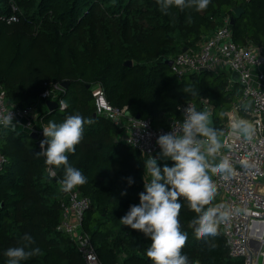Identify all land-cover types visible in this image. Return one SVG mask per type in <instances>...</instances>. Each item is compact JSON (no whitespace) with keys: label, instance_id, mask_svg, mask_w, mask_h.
Masks as SVG:
<instances>
[{"label":"trees","instance_id":"16d2710c","mask_svg":"<svg viewBox=\"0 0 264 264\" xmlns=\"http://www.w3.org/2000/svg\"><path fill=\"white\" fill-rule=\"evenodd\" d=\"M236 7L244 9L242 15L235 14ZM227 17H234L237 44L264 43V0H211L201 11L173 7L167 14L157 0H0V83L8 103L35 105L47 124L75 113L94 121L68 155L87 177L73 189L92 199L84 227L106 264H151L146 254L150 238L119 220L139 203L151 177L144 175L145 155L119 140L120 128L110 119L95 115L91 88L100 83L113 105L151 117L157 126L167 125L168 116L179 117L184 100L208 98L219 126L235 104L246 115L242 105L250 101L239 85L229 86L227 72L178 77L165 61L185 47L197 50ZM129 60L132 65H126ZM64 80L70 84L58 98L67 106L50 111L41 94ZM0 148L7 158L0 172V264H6L5 249L22 243L24 233L35 238L41 254L22 264H85L71 237L58 229L63 166L51 177L49 169L55 166L36 154L41 148L26 131H1ZM129 176L135 181L131 186ZM211 203H218L217 196ZM195 214L190 204L181 210L191 228L185 244L191 258L199 264H245L230 256L219 226L209 242L198 236L191 226Z\"/></svg>","mask_w":264,"mask_h":264},{"label":"built area","instance_id":"2783aa9c","mask_svg":"<svg viewBox=\"0 0 264 264\" xmlns=\"http://www.w3.org/2000/svg\"><path fill=\"white\" fill-rule=\"evenodd\" d=\"M172 59L171 67L178 77L203 71L227 72L229 86L239 85L243 96L251 103L246 111L243 110L246 115L235 104L228 110L222 123L226 147L222 148L220 155H227L232 160L235 173L231 176L215 175L216 196L218 203L232 210L231 215L219 224L230 256L243 258L245 264H261L264 261V43L237 44L233 38L231 19L227 17L224 24L203 40L197 50L182 51ZM234 72L239 74L237 82L231 77ZM91 89L96 114L110 119L120 128L119 140L145 156L158 157V163H161V150L156 143L157 137L171 131L172 126H177L176 121L184 118L183 110L186 107L192 106L197 110L210 108L214 116V108L208 98H202L199 102L184 100L178 106L179 117L168 116L167 125L157 126L151 117L127 115V107L113 105L100 83ZM63 90L62 84L56 83L48 87L41 98L45 103L48 99L60 100V103L63 100L58 97ZM9 111H12L16 125L9 129L0 128V132H36L38 140L45 139L43 127L48 124L39 118L37 107H19L8 103L6 91L0 83V115ZM241 116L250 120L255 127L252 140L231 134V121ZM6 162L7 158L0 148V172L4 170ZM91 205L92 199L80 190L65 191V198L61 202L63 218L58 229L71 237L85 264H106L100 258L91 234L84 227L85 214Z\"/></svg>","mask_w":264,"mask_h":264},{"label":"clouds","instance_id":"9594fccd","mask_svg":"<svg viewBox=\"0 0 264 264\" xmlns=\"http://www.w3.org/2000/svg\"><path fill=\"white\" fill-rule=\"evenodd\" d=\"M157 3L167 14L173 7L181 11L187 8L201 11L211 0H157ZM189 91L196 95L191 89ZM66 106L64 101L59 103L61 110ZM250 106V102L242 105L245 111ZM183 117L176 121V127L172 126L171 131L160 134L156 140L161 155L174 163L161 166L158 157L147 155L144 167L151 178L144 182L139 203L131 205L119 219L122 225L140 230L150 238L146 254L151 264H199L185 249L191 235V228L185 226V217L181 215L185 204L197 210V214L191 217V226L206 242L217 236L220 222L226 220L232 211L225 204L211 203L218 192L215 175L231 176L235 173L232 160L227 155H220L222 148L226 147L225 130L216 123L210 108L197 110L188 106L183 110ZM13 120L12 111L0 115V128H14L16 123ZM93 122L90 117L75 113L60 123L49 121L43 127L45 139L41 140V151L36 154L43 155L47 165L55 166L49 169L51 177L56 176V168L63 166L64 176L60 183L64 191L88 182L82 170L69 162L68 154L76 151L75 146L83 139L85 126ZM254 132L253 123L245 117L231 121L234 136L252 140ZM127 182L131 186L135 181L129 176ZM125 194L126 191L122 193ZM20 239L22 243L5 249L6 264H22L41 254V248L35 246V238L30 233H24Z\"/></svg>","mask_w":264,"mask_h":264},{"label":"water","instance_id":"95a60500","mask_svg":"<svg viewBox=\"0 0 264 264\" xmlns=\"http://www.w3.org/2000/svg\"><path fill=\"white\" fill-rule=\"evenodd\" d=\"M234 12H235V14L237 15V16H240V15H242V13L244 12V9L243 8H241V7H236L235 9H234ZM234 23V17H232L231 18V24H233ZM214 31L212 30L211 32H210V34H212ZM188 50V47H185V48H183V51H187ZM165 61H166V63H168L170 66H172V64H173V59L172 58H166L165 59ZM133 64V62L131 61V60H129V61H127L126 62V65H132ZM232 79L235 81V82H237L238 81V78H239V74H238V72H234L233 74H232ZM62 86L66 89V88H68V86H69V84H70V81L69 80H64L62 83ZM91 87V85H88V88H90ZM46 104H47V106H48V109L50 110V111H55L56 109H58L59 108V101L58 100H55V99H48L47 101H46ZM132 113L128 110L127 111V115H131ZM95 115H97L96 113H95ZM136 116L139 118V117H141V115L140 114H136ZM214 117V116H213ZM215 119V118H214ZM30 137L32 138V139H35V140H37V145H38V147L39 148H41L40 147V142H41V140H38V138H39V135H38V133H36V132H32V133H30ZM160 157H161V163L163 162V163H165V162H173V161H171V159L170 158H168V157H163L162 155H161V152H160ZM55 181H58V178H55ZM257 248V247H256Z\"/></svg>","mask_w":264,"mask_h":264},{"label":"rangeland","instance_id":"374dc122","mask_svg":"<svg viewBox=\"0 0 264 264\" xmlns=\"http://www.w3.org/2000/svg\"><path fill=\"white\" fill-rule=\"evenodd\" d=\"M225 119H226V118H225ZM224 121H225V120H224ZM144 158H145V159H147V158H148V156H144ZM143 170H144V175H145V177H148V176H150V174L147 172V170H145V167H144V169H143ZM263 262H264V261L262 260V261H261V264H264Z\"/></svg>","mask_w":264,"mask_h":264},{"label":"crops","instance_id":"0c3cea01","mask_svg":"<svg viewBox=\"0 0 264 264\" xmlns=\"http://www.w3.org/2000/svg\"><path fill=\"white\" fill-rule=\"evenodd\" d=\"M235 86V85H234ZM234 86H232V87H234ZM30 135V134H29ZM35 140V139H34ZM36 141V143H37V140H35Z\"/></svg>","mask_w":264,"mask_h":264}]
</instances>
